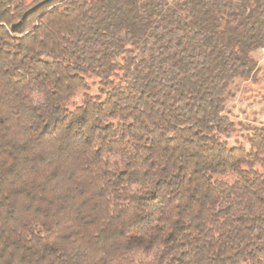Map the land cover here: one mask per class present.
<instances>
[{
	"label": "trees",
	"instance_id": "obj_1",
	"mask_svg": "<svg viewBox=\"0 0 264 264\" xmlns=\"http://www.w3.org/2000/svg\"><path fill=\"white\" fill-rule=\"evenodd\" d=\"M258 50L264 0H0V264H264Z\"/></svg>",
	"mask_w": 264,
	"mask_h": 264
},
{
	"label": "rangeland",
	"instance_id": "obj_2",
	"mask_svg": "<svg viewBox=\"0 0 264 264\" xmlns=\"http://www.w3.org/2000/svg\"><path fill=\"white\" fill-rule=\"evenodd\" d=\"M255 55L261 64L264 51L258 50ZM225 114L234 121L264 123V89L255 83H240L227 102Z\"/></svg>",
	"mask_w": 264,
	"mask_h": 264
}]
</instances>
